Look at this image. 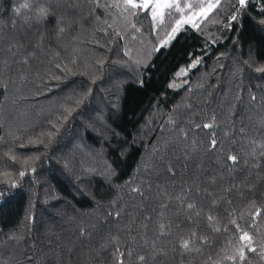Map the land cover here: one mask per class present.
Segmentation results:
<instances>
[{
  "label": "trees",
  "instance_id": "trees-1",
  "mask_svg": "<svg viewBox=\"0 0 264 264\" xmlns=\"http://www.w3.org/2000/svg\"><path fill=\"white\" fill-rule=\"evenodd\" d=\"M235 7L161 51L175 7L0 0V264H264V0L230 26ZM244 231L258 251L228 260Z\"/></svg>",
  "mask_w": 264,
  "mask_h": 264
},
{
  "label": "snow or ice",
  "instance_id": "snow-or-ice-1",
  "mask_svg": "<svg viewBox=\"0 0 264 264\" xmlns=\"http://www.w3.org/2000/svg\"><path fill=\"white\" fill-rule=\"evenodd\" d=\"M124 2H125L126 7H128L129 9H141L144 14H148L150 12L151 13L150 19L153 21L154 25L157 22L161 24L163 23L164 12L161 11V9L171 10L173 7H175L178 13H182L179 19H176L175 23L171 26L170 31L167 33V37L160 41V50L162 51L165 47L170 46L173 42H175L178 39L179 34L181 33L182 28L184 26L192 25V27L199 29L200 27L199 21L202 19H207L209 15L214 12V10H218L222 3V0H207L206 4L204 3V0H201V3L198 5H193L191 3L186 4L185 7L189 10L187 14H183L184 10L180 7L179 0H124ZM250 4H251V0H236V7L233 11V14L229 18L230 26L235 25L236 22L240 19V16L238 15L239 13L246 14L247 10L250 7ZM30 7L31 6L29 3H21L19 7L14 9V12L17 15H19L21 12V9H30ZM262 11H264V9H262ZM169 14H170V11H169ZM48 15H49L48 8L39 7L36 10V14L34 18L36 19L37 22H39L41 20L46 19ZM158 17L160 18L159 21H158ZM28 19H29L28 17H24V20L26 23L28 22ZM259 24L264 25V18H262L259 21ZM60 31H63V29H60ZM125 55H127V53H125ZM202 58H203L202 56L200 57L194 56L190 64L184 70L185 74L187 73V71H190L192 68L197 67L201 63ZM24 62L27 63V60H25ZM0 65H3L4 67L8 66L6 61H0ZM257 71H264V69H257ZM90 94H91L90 91H85L83 95L75 101V104L78 105L82 103L83 100ZM253 99H255V97H253ZM74 110L75 108L73 107H68V108L63 109V112L66 113L64 122H67V118L72 115ZM212 126L213 125L211 124L203 125V127L205 128H211ZM53 128L57 132L59 131V129L56 128L55 125H53ZM53 135H54V132L48 133L49 137H52ZM41 143H43V141H41ZM216 143H217L216 139L212 138L211 147L215 148ZM260 147H264V146H260ZM260 154L264 156V152H261ZM251 155L255 157L256 155L255 150H253ZM227 160L231 161L232 165L235 166L238 163V156L229 155L227 157ZM251 163L254 167L258 166L257 161L254 158L251 161ZM35 171L36 169L33 168L32 173L34 174ZM168 172L171 173L172 175L175 174L171 168L168 169ZM111 174H114V173H111ZM25 175L26 173L24 171L19 172V176L21 178H23ZM9 187L15 188L17 187V184L15 182H12L10 183ZM133 192H140V189L134 188ZM177 199L180 200L181 197H177ZM183 203L186 209L189 210L190 212H194L197 208V205L194 202H189L187 200H184ZM196 215H199V213L197 212ZM258 215L259 213H257V216ZM33 219L35 218L33 217ZM207 219L209 222H211L213 220V217L208 216ZM237 227H239V225H237ZM160 229H161V234H163L164 226L160 225ZM216 231H219V229H216ZM85 235L86 233L84 231L80 232L81 237H84ZM239 239L243 241L244 243L236 250L234 255L227 256V259L230 261L245 262L248 258L246 255L245 249H247V252H250V253H256L258 251V249L253 246L254 244L253 237L247 231H244ZM202 243L207 244L208 243L207 239L206 238L202 239ZM180 246L185 251L192 250L191 244L188 240L182 241ZM260 252H261V255L264 256V248H261ZM137 261H138V264H149V257L146 254L138 255Z\"/></svg>",
  "mask_w": 264,
  "mask_h": 264
},
{
  "label": "rangeland",
  "instance_id": "rangeland-1",
  "mask_svg": "<svg viewBox=\"0 0 264 264\" xmlns=\"http://www.w3.org/2000/svg\"><path fill=\"white\" fill-rule=\"evenodd\" d=\"M161 11H163V9H161Z\"/></svg>",
  "mask_w": 264,
  "mask_h": 264
},
{
  "label": "water",
  "instance_id": "water-1",
  "mask_svg": "<svg viewBox=\"0 0 264 264\" xmlns=\"http://www.w3.org/2000/svg\"><path fill=\"white\" fill-rule=\"evenodd\" d=\"M143 12V11H142Z\"/></svg>",
  "mask_w": 264,
  "mask_h": 264
}]
</instances>
